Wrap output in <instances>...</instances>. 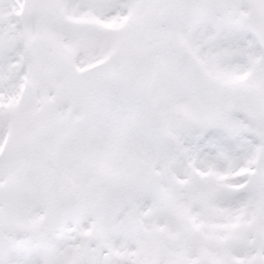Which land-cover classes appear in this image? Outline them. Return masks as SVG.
Segmentation results:
<instances>
[{"label": "snow or ice", "instance_id": "6c2138e0", "mask_svg": "<svg viewBox=\"0 0 264 264\" xmlns=\"http://www.w3.org/2000/svg\"><path fill=\"white\" fill-rule=\"evenodd\" d=\"M0 264H264V0H0Z\"/></svg>", "mask_w": 264, "mask_h": 264}]
</instances>
